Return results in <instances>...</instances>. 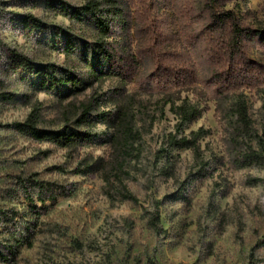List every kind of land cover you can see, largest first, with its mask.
Returning a JSON list of instances; mask_svg holds the SVG:
<instances>
[{"label": "rangeland", "instance_id": "374dc122", "mask_svg": "<svg viewBox=\"0 0 264 264\" xmlns=\"http://www.w3.org/2000/svg\"><path fill=\"white\" fill-rule=\"evenodd\" d=\"M1 1L5 45L0 48V92H10L12 99L0 96V210L16 214L13 230L18 237L28 236L29 242L10 250L7 246L15 239L1 224L0 253L7 259L0 255V264H243L252 255L264 264V165H236L246 148L232 108L233 92L220 96L211 91L208 99L191 91L161 92L150 77L151 61L136 49L132 27L142 24L148 7L162 20L171 46L206 68L205 47L195 35L201 0H119L125 14L106 38L116 40L126 55L136 56L134 77L127 81L106 73L109 63L95 50L98 32L60 11L62 3L82 5L87 0ZM227 8L251 10L255 24L264 26V0H231ZM27 13L43 20L45 29L31 31L24 22ZM10 48L33 57L38 65L53 63L75 72L82 84L78 89L67 84L42 88L39 77L24 78L12 71ZM251 55L264 58V49L254 44ZM245 95L253 131L262 135L264 86L246 88ZM184 101L198 104L202 115L178 135L204 129L203 161L190 149H174L158 161L157 151L177 132L172 106ZM90 102L94 123L77 127L75 121ZM124 109L134 115L133 126L142 139L139 156L126 160L116 175L107 141L113 122L98 115H117ZM33 110L40 114V127L61 130L70 124L96 134L95 139L76 148L36 141L13 127ZM165 164L172 175L160 172ZM18 176L53 182L69 193L42 202L32 187L31 205ZM123 187L139 202L123 199ZM157 200L161 232L147 221Z\"/></svg>", "mask_w": 264, "mask_h": 264}, {"label": "trees", "instance_id": "16d2710c", "mask_svg": "<svg viewBox=\"0 0 264 264\" xmlns=\"http://www.w3.org/2000/svg\"><path fill=\"white\" fill-rule=\"evenodd\" d=\"M230 1L201 0V9L195 15L199 23L198 33L195 35L205 47L207 65L204 69L199 67L191 56L171 46L170 37L161 26L162 20L155 19L156 16L154 17V14L148 11V7L145 12H142L144 19L142 24L132 27L133 36L136 37L137 51L146 56L154 67L150 77L157 90L166 94L191 91L195 96L206 97V99L210 97L207 95H210L211 91L218 92L220 96L233 92L232 108L240 124V133L244 136L242 141L246 148L235 159L236 165L239 168L259 166L264 165V132L260 135L253 131L245 89L264 86V58L254 59L251 55L254 44L264 49V26L255 24L251 10L239 12L233 8H227ZM59 8L61 13L69 16L70 19L90 24L101 36L95 44V50L109 63L107 74H116L124 81L133 79L134 67L137 65L136 56L126 55L127 51L121 50L116 40L106 38L111 35L115 20L125 14L119 5V0H87L82 5L62 3ZM2 11L3 2L0 0V13ZM24 22L31 31L45 29V22L32 13L25 14ZM4 45L0 35V48ZM67 47L74 49L70 42L67 43ZM9 51L12 71L24 78L39 77L42 88L52 90L67 84L73 89H78L82 84V79L75 72H70L53 63L38 65L33 57L16 48H10ZM0 96L12 99L8 91L2 90ZM172 109L178 117L177 132L170 133L164 145L157 151L158 161L169 157L174 149H190L198 160L203 161L201 137L204 129L193 130L188 135L185 133L178 135L186 124L197 120L202 115V108L196 103L184 101L182 104H173ZM92 110V102L84 104L80 117L75 121L77 127L90 126L94 123ZM99 115L101 120L108 119L113 122L114 131L108 135L107 141L113 150L114 157L111 164L117 175L118 171L123 170L126 160L139 156L142 134L134 128V115L127 109L119 111L117 115L113 111L102 112ZM39 123L40 114L37 110H33L24 121L14 122L13 127L36 141L50 142L68 148L89 144L96 136L89 130L81 131L70 124L61 130H53L40 127ZM0 126L3 124L0 123ZM160 172L167 176L172 175L168 164L161 166ZM18 178L25 198L31 205L34 203L32 187L37 189V198L42 202L46 199L54 200L57 194L68 195L69 193L65 187L53 182L45 183L32 176H18ZM119 193L125 200L139 202L138 197L126 187H123ZM180 196L184 197V194L180 193ZM148 215L149 226L161 232L163 228L159 200L155 202L154 210ZM15 216L14 213L9 214L0 210V225L3 224L4 229L13 235L11 238L15 239L13 244L9 242L7 246L10 250L23 241L29 242L28 236L21 233L18 237L14 232ZM262 242L264 243V237ZM0 255L7 259L4 252ZM261 261L260 257L252 255L243 264H261Z\"/></svg>", "mask_w": 264, "mask_h": 264}]
</instances>
